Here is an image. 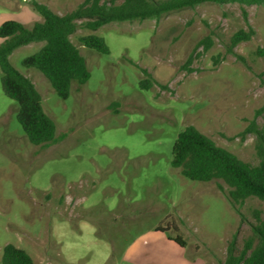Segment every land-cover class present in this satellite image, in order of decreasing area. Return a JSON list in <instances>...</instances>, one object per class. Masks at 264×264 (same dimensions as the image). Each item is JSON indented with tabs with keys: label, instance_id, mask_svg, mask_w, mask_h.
<instances>
[{
	"label": "rangeland",
	"instance_id": "rangeland-1",
	"mask_svg": "<svg viewBox=\"0 0 264 264\" xmlns=\"http://www.w3.org/2000/svg\"><path fill=\"white\" fill-rule=\"evenodd\" d=\"M34 1L64 16L85 0H0V27L43 22ZM112 1L124 2L102 0ZM244 9L255 36L235 56L227 46L249 30ZM85 22L72 41L91 78L67 100L39 70L23 66L45 43L10 56L42 95L57 125L56 143L29 142L0 70V264L7 245L25 250L35 264L224 263L237 232L240 248L255 237L264 202L239 204L242 221L217 182L190 181L173 169V148L195 126L218 147L259 164L257 136L243 133L253 121L264 126V57L256 54L264 48V7L207 3L95 32ZM88 35L103 37L110 53L83 46L80 38ZM208 37L212 47L197 49ZM144 70L155 81L149 90L141 86ZM178 236L186 247L170 240Z\"/></svg>",
	"mask_w": 264,
	"mask_h": 264
},
{
	"label": "trees",
	"instance_id": "trees-1",
	"mask_svg": "<svg viewBox=\"0 0 264 264\" xmlns=\"http://www.w3.org/2000/svg\"><path fill=\"white\" fill-rule=\"evenodd\" d=\"M239 4L243 7H264V0H124L121 5L102 2V0H85L77 10L61 16L48 6L34 1L31 6L42 16L43 22H36L32 29L17 21H7L0 27V70L5 95L18 105L17 120L22 126L29 142L46 148L57 142V125L46 114L42 105V95L33 81L24 76L11 63L10 56L19 48L33 43H45L35 54L23 61V66L39 70L50 82L57 95L63 100L70 97L72 88L80 89L91 78L86 59L80 49L73 43L72 36L79 28V21H86L83 27L90 31L114 23L127 21L157 20L173 11L194 9L203 4ZM249 27L241 29L231 39L227 52L236 56L234 49L243 42L252 40L255 31L248 21V13L243 10ZM83 46L101 54H109L110 49L103 37L88 35L80 38ZM213 45L210 37L198 44L208 51ZM256 54L264 57V48ZM238 57V56H237ZM238 59L242 60L241 57ZM193 62L190 57L188 65ZM147 79L141 82L143 89H151L155 81L152 75L143 71ZM264 110V109H263ZM257 136V155L259 164L253 166L241 160L237 155L221 148L195 126L186 127L178 136L173 148L172 167L190 181L217 182L221 192L227 197L234 210L242 217L238 205L250 198L264 202V126L256 121L244 131V135ZM225 183L230 191L225 193L219 182ZM258 225L253 227L254 238L238 246L237 232L228 247L227 260L222 264H264V219L257 214ZM162 230V229H158ZM182 247L186 243L181 237L170 239ZM257 242V245H256ZM1 264H35L33 258L23 249L13 245L4 248Z\"/></svg>",
	"mask_w": 264,
	"mask_h": 264
}]
</instances>
